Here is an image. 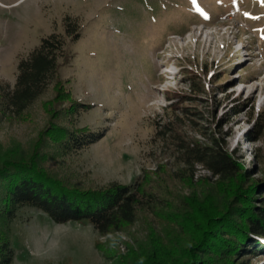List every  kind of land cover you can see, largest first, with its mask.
<instances>
[{
	"label": "rangeland",
	"instance_id": "rangeland-1",
	"mask_svg": "<svg viewBox=\"0 0 264 264\" xmlns=\"http://www.w3.org/2000/svg\"><path fill=\"white\" fill-rule=\"evenodd\" d=\"M67 20L80 29L77 37L66 32ZM52 32L65 38L69 58L48 88L14 114L5 92L16 82L18 61ZM259 111L264 0H0V167L9 157L36 154L70 185L136 183L158 200L138 207L133 224L103 236L87 220L58 223L24 208L12 229V264H147L179 223L222 211L240 174L224 179L186 163L174 134H161L166 125L189 143L225 139L248 176L244 185L260 181L242 196L259 203ZM61 125L89 127L101 138L67 152L58 143ZM248 237L264 243L263 236ZM233 256L232 264H264V254Z\"/></svg>",
	"mask_w": 264,
	"mask_h": 264
},
{
	"label": "trees",
	"instance_id": "trees-1",
	"mask_svg": "<svg viewBox=\"0 0 264 264\" xmlns=\"http://www.w3.org/2000/svg\"><path fill=\"white\" fill-rule=\"evenodd\" d=\"M73 24L66 21V32L77 37L80 29ZM68 52L61 34L52 32L43 36L37 47L19 59L16 82L5 92L6 108L14 114L26 110L56 79L61 63L69 58ZM263 117L262 112H257L259 126ZM165 127L167 129H161V134H174L186 163L201 164L224 179L239 173L240 183L233 189V199L219 213L202 220L179 223L181 229L178 233L170 235L166 242H159L160 246L149 255L147 264H232L231 257L241 251L243 255L264 254V243L254 239L250 242L248 237L250 233L264 237V194L255 198L259 200L255 205L251 195L242 196L260 181L249 187L244 185L248 176L240 173L241 164L227 148L225 139L208 136V142L189 143L178 139L171 126ZM58 129L61 136L58 143L67 152L85 148L101 138L98 130L89 127L70 129L61 125ZM260 151L264 158V147ZM152 202L158 200L145 194L136 183L113 181L105 187L81 188L45 169L36 154L27 158L9 157L0 167V225H3L0 230V264H12L14 260L12 229L24 208L39 209L58 223L87 220L103 236L122 230L124 224H133L138 207ZM233 202L237 203V208L233 207Z\"/></svg>",
	"mask_w": 264,
	"mask_h": 264
},
{
	"label": "bare ground",
	"instance_id": "bare-ground-1",
	"mask_svg": "<svg viewBox=\"0 0 264 264\" xmlns=\"http://www.w3.org/2000/svg\"><path fill=\"white\" fill-rule=\"evenodd\" d=\"M232 87V86H231ZM237 88V87H236Z\"/></svg>",
	"mask_w": 264,
	"mask_h": 264
}]
</instances>
